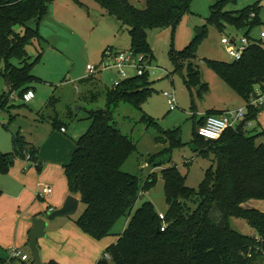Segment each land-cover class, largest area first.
<instances>
[{"label":"trees","instance_id":"1","mask_svg":"<svg viewBox=\"0 0 264 264\" xmlns=\"http://www.w3.org/2000/svg\"><path fill=\"white\" fill-rule=\"evenodd\" d=\"M52 1L0 0V78L7 85V90L0 94V108L14 107L9 103L11 95L15 93L21 98L26 90L33 88L29 85L35 79L31 68L40 56L32 59L27 46L40 45L44 40L38 29L28 22L34 20L37 24ZM93 1L127 27L130 50L143 55L150 63L152 54L146 31L174 27L192 0H144L143 8L137 7L135 0ZM227 1L230 0H217L211 5L209 21L219 29L230 24L252 38L249 33L261 24L259 1L237 11L223 10ZM204 35L205 27L198 28L182 51L171 52V59L177 65L187 62L188 90L199 86L201 92L207 91L193 62ZM204 61L245 100L254 85L264 81V47L260 44L247 46L238 60ZM94 75L88 74L78 83H91L93 87ZM150 84L148 71H145L142 75L121 79L118 85L106 89L107 108L99 109V113L91 111V123L78 138L69 162L64 165L69 193L78 194L84 204L75 220L80 230L98 240L110 235L115 223L129 215L125 229L103 250L96 264H260L264 260V211L246 208L244 204L251 200L264 201V142L256 141L258 137L264 139V131L244 130V134H238L228 128L216 140L196 133V127L206 116L223 111H210L198 120L192 131L193 151L200 156H212L214 163L205 170L198 187H187L185 176L175 166L162 169L168 205L164 219L159 218L148 201L131 211L139 191L138 181L134 175L121 171V166L136 147L132 139L116 127L109 106L124 102L140 108L152 91ZM99 94L88 89L83 96L93 100ZM56 99L50 97L48 105ZM20 102L19 106L24 104ZM255 114V109L248 108L245 119L251 120ZM15 120L16 115H9L8 123ZM141 121L163 135L156 141L169 143L165 151L182 145L179 128L161 130L146 115L141 116ZM8 123L4 125L6 128ZM51 123L56 128L62 124L56 111ZM11 137L12 151H0V173L6 172L16 158L25 159L26 155L29 162L36 163L34 166L39 172L37 148L19 132L11 133ZM154 182L155 176L150 173L142 189L150 188ZM231 218L244 220L255 233L246 235L236 231L230 226ZM163 222L165 227L160 230ZM44 264L59 263L49 260Z\"/></svg>","mask_w":264,"mask_h":264},{"label":"rangeland","instance_id":"2","mask_svg":"<svg viewBox=\"0 0 264 264\" xmlns=\"http://www.w3.org/2000/svg\"><path fill=\"white\" fill-rule=\"evenodd\" d=\"M80 1L90 2L88 4L101 8L93 0ZM216 1L192 0L188 10L174 27L148 29L147 42L152 54L148 68L152 89L150 95L140 108L124 102L109 106L116 127L121 133L129 136L136 147L121 166V171L134 175L138 181L139 191L132 212L148 201L156 213H165L168 205L161 175L162 169L175 166L180 174L185 176V185L189 188H197L204 177L205 170L214 163L212 156H200L193 151L191 145L193 128L197 126L198 120L210 111L219 113L246 105V100L204 61L211 59L230 62L232 59L225 45L221 43V37L229 35L238 38L244 33V30H236L227 23L219 29L209 21L211 5ZM257 1L260 5L261 24L251 30L249 33L251 37H258L260 30L264 27V0H230L223 5V10L237 11ZM133 3L139 8L145 6L144 0H135ZM86 14L84 21L69 25L70 29L65 28V31L54 29L51 24H48L43 30L44 34L40 33L44 41L40 45L35 43L27 46L32 59L37 55L40 56L31 68V74L35 79L29 83L33 87L35 98L19 106L20 100L12 94L13 97L11 96L9 103L15 106L0 108V137L5 136L9 139L11 129L25 130L27 121L24 119L29 118L25 116L23 119L22 115L26 114L30 117L29 111L35 115L37 111L42 110L47 119L56 111L58 118L67 125L87 124L88 129L91 123V111L107 108L105 90L111 88L117 80L122 79V76L117 67L100 65L102 52L106 47L122 51L130 50V37L126 26L116 23L103 11L100 14H94L93 9L87 8ZM28 25L36 27V22L30 20ZM201 27H205V35L193 62L200 71L201 79L207 85L205 92H201L199 86L188 90L185 83L187 62L182 61L177 65L171 59V52L182 51L192 41L195 31ZM88 64L100 65L99 70L95 72L96 81L93 87L92 84L78 83L79 79L89 74L86 69ZM125 72L127 76L136 74V70L129 66L125 67ZM88 89L100 94L96 99H89L83 96ZM6 90L7 85L0 78V94ZM164 91L173 92L176 99V106L173 109H170L167 97L163 95ZM198 92L201 93L198 94ZM52 93L57 99L48 105V99ZM68 112L70 116L67 115ZM9 114L16 115V120L8 123L9 130H6L3 125L7 124ZM143 115L152 118L161 130L179 128L182 145L169 152L165 151L169 143L156 141L158 136L163 135L157 128L143 123L141 121ZM244 130L264 131V110L256 111L255 118L250 120L249 126L244 127ZM256 141L264 142V139L258 137ZM151 158H153L152 161H150ZM150 173L155 176V182L150 188L144 190L142 186ZM244 206L264 211V201L251 200ZM83 208L84 204L80 203V208L72 216L77 218ZM126 219L127 216H123L115 223L110 232L111 236L121 231L120 225ZM230 226L246 235L255 233L253 227L242 219L231 218ZM260 264H264V260Z\"/></svg>","mask_w":264,"mask_h":264},{"label":"crops","instance_id":"3","mask_svg":"<svg viewBox=\"0 0 264 264\" xmlns=\"http://www.w3.org/2000/svg\"><path fill=\"white\" fill-rule=\"evenodd\" d=\"M74 1L53 0L45 15L35 25L39 33L44 34L43 30L48 24L60 31L62 29L65 31V28L70 29L69 25L84 21L87 8L93 9L94 14H100L102 11L105 13L102 8L88 4L90 2ZM14 95L16 96L15 93ZM16 98L21 100L18 96ZM28 113L30 117L24 113L22 115L23 119L25 116L30 119H24L27 121L25 130L11 129L9 139L5 136L0 137V151L11 152L13 148L11 133L19 132L37 148V160L41 164V170L38 172L26 159L16 158L6 172L0 173V264H33L29 248L32 219L44 218L52 210L60 208L66 197L70 195L64 165L69 162L78 138L88 126L87 124L67 125L61 120L60 128H56L51 123L53 115H49L47 119L42 110L37 111L35 115H32L31 111ZM4 128L9 130V127ZM61 128L65 130L62 131ZM44 185H49L52 191L40 197L38 192ZM71 195L79 199L78 194ZM80 203L82 202L79 199L77 210L80 208ZM128 218L129 215L121 223V231L117 235H108L98 240L80 230L75 223L76 216L47 220L44 235L36 241L40 252V264L49 260H55L59 264H96L103 250L114 243L125 229ZM13 247L27 254L28 259L13 258L9 252Z\"/></svg>","mask_w":264,"mask_h":264},{"label":"built area","instance_id":"4","mask_svg":"<svg viewBox=\"0 0 264 264\" xmlns=\"http://www.w3.org/2000/svg\"><path fill=\"white\" fill-rule=\"evenodd\" d=\"M221 43L225 45L226 51L231 59L238 60L241 58L245 48L250 44H260L264 47V27L260 30L258 37L248 38L243 34L238 38L236 36L222 35ZM100 65L103 67H117L122 79H124L131 77L127 76L125 67H133L136 70V74L134 75H142L145 71H148L150 63L143 55L134 54L131 50L122 51L113 47H107L102 53ZM100 65L88 64L86 69L89 74H95V72L99 70L98 67ZM120 81L121 79L117 80L112 86L118 85ZM163 95L167 97V103L170 109H173L176 106V99L173 92L164 91ZM33 98V89H28L22 94L20 99L22 102L26 103ZM260 107L264 108V81L261 84L254 85L251 92L248 94L246 105L244 107H240L235 110L227 109L218 115L206 116L203 123L197 126L196 133L205 139L216 140L226 129H234L241 120H244L243 128L249 126L250 120L245 119V114L247 113L248 108L255 109L257 111ZM61 130L64 131L65 128H61ZM25 159L29 161V155H26ZM31 163L33 165L36 164L35 162ZM51 191L52 188L49 185H44L39 190L38 195L40 197L48 195ZM158 215L160 219H164L163 213H158ZM164 227L165 222L162 223L160 230H163ZM9 252L13 258H19L21 260L28 259V255L22 253V251L17 247L11 248Z\"/></svg>","mask_w":264,"mask_h":264},{"label":"water","instance_id":"5","mask_svg":"<svg viewBox=\"0 0 264 264\" xmlns=\"http://www.w3.org/2000/svg\"><path fill=\"white\" fill-rule=\"evenodd\" d=\"M264 108L260 107L257 109V112L263 111ZM100 110H97L99 113ZM244 120H241L236 127L234 128L235 132L238 134H244L243 129ZM79 199L73 195H68L63 203V205L55 210L49 212L44 218H33L32 219V228L29 232V248L32 254L33 264H40V252L37 247L36 241L39 237L44 235V229L46 227V221L56 218V217H68L76 213L78 208Z\"/></svg>","mask_w":264,"mask_h":264}]
</instances>
